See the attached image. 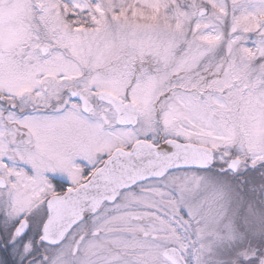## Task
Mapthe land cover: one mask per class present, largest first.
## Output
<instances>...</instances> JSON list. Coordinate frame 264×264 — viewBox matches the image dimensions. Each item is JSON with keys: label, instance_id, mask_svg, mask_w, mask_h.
Wrapping results in <instances>:
<instances>
[{"label": "snow or ice", "instance_id": "obj_1", "mask_svg": "<svg viewBox=\"0 0 264 264\" xmlns=\"http://www.w3.org/2000/svg\"><path fill=\"white\" fill-rule=\"evenodd\" d=\"M0 264H264V0H0Z\"/></svg>", "mask_w": 264, "mask_h": 264}]
</instances>
